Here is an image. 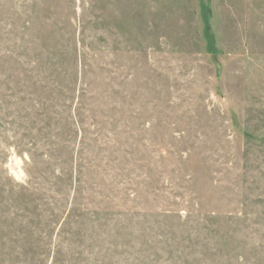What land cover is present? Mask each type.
<instances>
[{"label":"rangeland","instance_id":"374dc122","mask_svg":"<svg viewBox=\"0 0 264 264\" xmlns=\"http://www.w3.org/2000/svg\"><path fill=\"white\" fill-rule=\"evenodd\" d=\"M0 264H264V0H0Z\"/></svg>","mask_w":264,"mask_h":264}]
</instances>
